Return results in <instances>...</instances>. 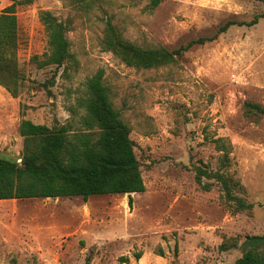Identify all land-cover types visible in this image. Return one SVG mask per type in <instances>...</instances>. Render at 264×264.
<instances>
[{"label":"rangeland","instance_id":"rangeland-1","mask_svg":"<svg viewBox=\"0 0 264 264\" xmlns=\"http://www.w3.org/2000/svg\"><path fill=\"white\" fill-rule=\"evenodd\" d=\"M150 3L98 0L89 11L72 0L17 5L15 52L26 85L17 96L0 85V108L14 109L0 110V156L21 161L22 119L49 126L71 121L78 128L71 107L103 68L112 103L131 128L145 190L131 193V200L123 193L0 199V264H232L250 247L249 236L264 234V113L245 105L264 106V17L252 26L232 25L158 67L128 65L101 47L107 17L127 40L173 49L215 34L229 20H251L264 1ZM9 4L0 0V11ZM43 11L70 23L67 37L78 59L69 76L64 66L57 70L49 90L39 82L55 67L33 61L48 50ZM217 138L230 150L228 171L240 180L250 210H229L216 184L205 190L195 181L196 166H219Z\"/></svg>","mask_w":264,"mask_h":264},{"label":"trees","instance_id":"trees-1","mask_svg":"<svg viewBox=\"0 0 264 264\" xmlns=\"http://www.w3.org/2000/svg\"><path fill=\"white\" fill-rule=\"evenodd\" d=\"M10 4L0 11V85L13 96H17L26 85V77L18 66L16 49L18 45L17 5L30 0H9ZM161 0H151L155 7ZM264 1V0H262ZM98 0H72L75 7L89 11ZM264 17V10L256 13L249 21L229 20L218 31L207 37H199L185 45L170 49L165 46L148 47L123 37L111 17L105 20L103 50L112 51L128 65L137 68H151L176 62L194 44L213 41L232 25L256 24ZM40 19L48 35V50L43 55H34L33 61L39 67L54 66L50 78L39 84L49 90L54 84L57 70L64 66V73L76 67L78 59L67 37L70 23L59 19L50 11L41 12ZM250 113H264V106L246 101ZM82 109V113H79ZM71 110L77 116L78 128L74 123H56L49 126L22 119L18 131L23 137L24 152L20 162L16 158L0 156V199L56 198L123 193L145 190L142 163L135 150V141L130 126L114 107L109 88L104 81V69L99 68L86 80L85 91L77 98V105ZM219 166L215 169L196 166L195 181L205 190L217 185L221 191L222 203L233 212L250 210L253 204L240 195L244 190L241 182L228 171L231 163L230 150L221 138ZM210 178L213 181H205ZM247 247L232 264H264L263 235H251ZM178 246H175V250ZM164 255L161 247L157 249ZM142 251L134 252L137 261ZM127 262V256H121ZM139 264V263H137Z\"/></svg>","mask_w":264,"mask_h":264},{"label":"crops","instance_id":"crops-1","mask_svg":"<svg viewBox=\"0 0 264 264\" xmlns=\"http://www.w3.org/2000/svg\"><path fill=\"white\" fill-rule=\"evenodd\" d=\"M0 110H2V111H8V110H14V109H10V108H0ZM3 114H5V112H3ZM21 136V135H20Z\"/></svg>","mask_w":264,"mask_h":264}]
</instances>
